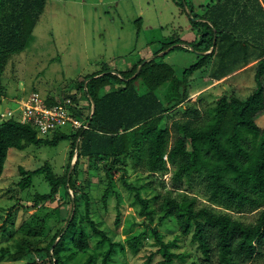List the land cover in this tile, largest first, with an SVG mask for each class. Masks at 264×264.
I'll list each match as a JSON object with an SVG mask.
<instances>
[{
  "label": "trees",
  "instance_id": "obj_1",
  "mask_svg": "<svg viewBox=\"0 0 264 264\" xmlns=\"http://www.w3.org/2000/svg\"><path fill=\"white\" fill-rule=\"evenodd\" d=\"M45 5L46 0H0V76L8 56L26 47ZM189 11L190 26L199 37L190 42L177 40L163 44L160 50L170 45L188 44L191 51L197 53V61L183 71L181 80L185 82L207 64H211V77L221 79L226 73L218 76L216 72L228 69L231 73L232 67L241 61L239 55L243 54L245 62L238 67H245L250 61L248 58L255 57V87L249 93L241 96L234 89L225 90L214 105L204 108L196 103L181 104L187 99L184 95L170 109H163L155 91L172 80L175 72V67L164 62L163 58L176 47L190 50L176 45L142 65L141 60L130 71L101 75L98 72L81 77L79 89L88 100L86 119L90 121L91 117L88 129L71 135L56 131L49 139L38 137L32 125L12 119L1 121L0 177L10 148L21 149L27 143L56 145L71 138L69 159L74 156L77 159L69 177L55 176L48 165L32 171L20 168L21 188L31 185L34 174H43L49 183L50 191L37 194V201L54 200L60 187L66 195H69V189L73 190V215L68 223L66 221L64 232L76 217L78 164L91 158H109L114 163L120 158H130L134 161L135 171L162 175L171 172L170 179L177 189L181 184L188 189L201 185L208 199L225 209H256L264 204V127L256 121L257 114L264 111V0H210L201 15L194 13L192 8ZM139 65V71L131 78ZM138 81L147 88L145 93L137 90ZM92 102L95 107L89 116ZM48 103L55 102L48 99ZM179 105L183 107L182 117L173 119L169 126L163 125L165 112ZM124 166L120 167L123 171ZM123 183L135 192L140 215L152 221L156 209L141 197L138 189L125 180ZM85 203L93 234L99 236L100 242L108 244L101 252L102 264H112L116 248L123 250L124 244L96 226L88 197ZM157 204L162 212L159 222L172 218L179 235L190 234L205 264H264V209L255 222L244 223L227 212L215 211L207 205L199 206L196 197L186 190L176 195L167 194ZM119 221L118 217L116 222ZM61 231L47 248L50 264L65 263L54 248L49 253L57 237V244L61 242L64 236L59 237ZM152 233L158 243L156 252L161 255L157 264H174L177 254L171 250V242L162 238L157 227L152 228ZM138 242V236L126 239L131 249L136 248ZM71 244L76 252L89 247V234L83 226H76ZM152 257L148 256L147 264ZM93 261V256H88L82 264H92Z\"/></svg>",
  "mask_w": 264,
  "mask_h": 264
},
{
  "label": "rangeland",
  "instance_id": "obj_2",
  "mask_svg": "<svg viewBox=\"0 0 264 264\" xmlns=\"http://www.w3.org/2000/svg\"><path fill=\"white\" fill-rule=\"evenodd\" d=\"M188 7L192 8L191 0H46L26 47L9 55L4 63L0 76V111L14 108L16 104L11 99L25 98L34 90L56 102L70 95L86 103L87 96L79 89L81 77L98 72L124 73L147 56L156 55L155 50L163 44L182 39L189 41L194 29L190 26ZM171 52L163 61L175 67L174 80L163 83L155 91L163 109H170L188 94L189 99L181 104L196 103L204 108L214 105L225 90L234 89L242 96L255 87V57L248 58L250 61L245 67H238L245 62L240 54L241 61L232 67L231 73L228 69L216 72L218 76L226 73L217 81L211 79V64H207L183 82V71L197 61V53L181 47ZM136 88L141 94L147 91L141 81L136 83ZM86 105L82 106L83 115L87 114ZM182 109L179 105L165 112L162 124L169 126L173 119L182 117ZM256 117L258 125L264 127V111ZM61 131L68 135L75 133L69 126ZM51 137L52 134H48L47 138ZM70 139L56 145L27 143L21 149L8 150L0 177V264H50L47 248L61 229L59 237L64 236L58 244L57 237L49 253L54 246L62 259L75 252L64 264H82L88 256H93L92 264H102L101 252L108 244L100 242L99 236L91 230L86 197L90 199L91 217L96 226L124 244L123 250L116 248L112 264H147L150 255L153 257L149 264H157L161 255L156 252L158 243L153 227H157L165 241L171 242L170 248L177 254L174 264L206 263L191 235H179L172 218L159 222L162 212L157 203L167 194L176 195L186 190L196 197L199 206L227 212L244 223L255 222L264 209V204L256 209H225L211 202L201 185L188 189L181 184L177 189L170 179L171 172L162 175L135 171L130 158H120L115 163L109 158H91L78 164L76 217L64 232L66 221L68 223L73 215V190L69 189L66 195L60 187L54 200L37 201V194H46L51 189L44 175L34 174L27 188H21L19 182L22 179L20 168L32 171L48 165L55 176L68 175V165L70 168L73 161L69 159ZM122 164L125 171L120 168ZM123 180L138 189L141 197L156 209L152 221L140 215L135 192L125 187ZM118 217L119 223L116 222ZM78 225L89 234V247L76 252L71 236ZM134 236L139 237V242L131 249L126 239Z\"/></svg>",
  "mask_w": 264,
  "mask_h": 264
},
{
  "label": "built area",
  "instance_id": "obj_3",
  "mask_svg": "<svg viewBox=\"0 0 264 264\" xmlns=\"http://www.w3.org/2000/svg\"><path fill=\"white\" fill-rule=\"evenodd\" d=\"M0 97H2L1 93ZM10 101L16 106L0 111V120L12 119L22 124L32 125L37 130L38 137L46 138L48 134L53 135L67 126L75 132L89 128L87 114L83 115L80 102L70 96L64 97L61 101H54L55 103H48V98H44L34 90L25 98ZM37 260L40 261L39 258Z\"/></svg>",
  "mask_w": 264,
  "mask_h": 264
},
{
  "label": "crops",
  "instance_id": "obj_4",
  "mask_svg": "<svg viewBox=\"0 0 264 264\" xmlns=\"http://www.w3.org/2000/svg\"><path fill=\"white\" fill-rule=\"evenodd\" d=\"M209 1L210 0H191V5H192V9H193V12L194 13H198V15H201L200 13L202 12L203 13V8H204V6H206L208 3H209ZM188 10H189V8H187ZM190 12V11H189ZM198 32L196 31V30H193L192 31V38L191 39H189V41L188 40H183L182 39V41H185V42H190V41H192L195 37L197 38L198 37V34H197ZM189 33H187V35H188ZM185 39V38H184ZM184 45V44H183ZM176 46V45H175ZM183 47H185V46H183ZM186 48H188V47H186ZM162 49V47L161 48H157L156 50H155V54L156 55H160V54H162L163 52H166V51H168V50H163V51H160ZM189 49V48H188ZM170 53V52H169ZM168 53V54H169ZM167 54V55H168ZM171 54V57H172V52L170 53ZM153 56V55H152ZM198 55L196 54V58L198 59V57H197ZM147 58H148V56H147ZM166 59V61L168 62V58H165ZM196 62V61H195ZM168 64V63H167ZM170 65V64H169ZM172 66V65H171ZM200 70V69H199ZM175 76V75H174ZM211 79H213L214 81H217V79H215V78H213V77H211ZM189 94L187 95V98L189 99ZM79 101H80V104H81V106H85V104L87 103L88 104V100H86V103L85 102H82L80 99H79ZM1 121V120H0ZM71 255V256H70ZM70 255H67V257L65 258V259H63L65 262H66V260H70L72 257H73V253H71Z\"/></svg>",
  "mask_w": 264,
  "mask_h": 264
},
{
  "label": "water",
  "instance_id": "obj_5",
  "mask_svg": "<svg viewBox=\"0 0 264 264\" xmlns=\"http://www.w3.org/2000/svg\"><path fill=\"white\" fill-rule=\"evenodd\" d=\"M215 41H216V34L214 35V39H213V42L215 43ZM176 45H179V44H176ZM175 45H172L169 49H172L173 47H174ZM182 46H185V47H188L190 50H192V47L190 46V45H188V44H182ZM169 49H167V50H169ZM201 54H203L202 52H201ZM152 58H154V55L153 56H150V57H148V58H145L142 62H141V65L142 64H144L145 62H147V61H149V60H151ZM141 65H139V67L137 68V70H136V72H135V74L134 75H132L131 76V78H133L136 74H137V72L139 71V68H140V66ZM101 75V74H100ZM91 114L93 113V111H94V103L92 102V104H91ZM90 121H91V117H90ZM89 121V122H90ZM75 154H76V152H75ZM76 156H74L73 157V161H72V164H71V166H70V168H69V171H68V177H69V175H70V173H71V170H72V168H73V166H74V164H75V162H76ZM74 199V198H73ZM54 246H52V248H53Z\"/></svg>",
  "mask_w": 264,
  "mask_h": 264
}]
</instances>
